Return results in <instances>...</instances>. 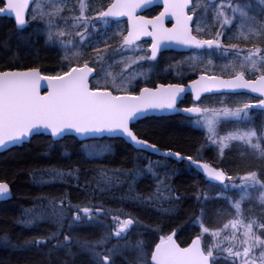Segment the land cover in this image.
I'll list each match as a JSON object with an SVG mask.
<instances>
[{"label": "snow or ice", "instance_id": "snow-or-ice-1", "mask_svg": "<svg viewBox=\"0 0 264 264\" xmlns=\"http://www.w3.org/2000/svg\"><path fill=\"white\" fill-rule=\"evenodd\" d=\"M151 2L152 0H112L106 7L101 5L97 9H91L85 0H79V14L71 16L70 19L73 21V27L82 30L73 34L61 29L57 24V17L63 19L65 23L69 19L61 16L65 5L46 11L41 4H37L29 21L26 12L31 0H0V4L3 5L0 6V14L8 13L14 18L13 31L16 39L15 47L11 43V36L0 41V48L8 54L7 58L0 55V62H3L0 64V148L19 144L26 137L39 134L43 130L51 138H63L67 133H74L92 141H96L104 134L119 136L126 138L131 145L139 146L138 151L150 149L153 153H161L157 144L142 138L133 125V122L142 118L145 113L158 110L189 114V122L201 125L207 130V141L218 145L221 155L232 141H239L254 153H258L259 159L264 161V119L258 126L249 127L247 130L237 128L224 136H218L216 131V125L221 117L252 124L254 117L250 114L251 110L260 109L264 112V0H234V2L229 0L226 5L221 0V3L215 4L214 7V0H207L206 3L195 2L191 6V0H163L164 11L158 16L152 19L135 16L137 9ZM210 8L212 20L214 23H219L220 27L215 30L213 38L202 39L200 34L204 32V28L200 26L199 13L203 10L206 17ZM228 10L231 11V15L228 14ZM69 11H75V7ZM88 11H93V15H87ZM168 15L175 20L172 28H165L163 25V20ZM122 16H127L129 21L126 34L117 31L109 36L106 29L98 28V24L107 26L110 18ZM36 22H39L37 26L39 32L45 36V43L58 45L64 50L62 63L67 64L66 70L44 76L36 67H28L25 70H17L13 67L19 56V49L30 42L31 34L27 36L23 34L25 28ZM193 23H196L195 29L192 27ZM229 25H236L237 33L234 38L242 41L246 47L241 48L235 43L226 45L222 42L221 37L225 35L224 28ZM73 35L78 38L79 43L72 38ZM97 36L99 38L94 39ZM142 36H150L152 39L150 55L130 56L127 59L122 57L120 61L112 60V63H109L113 56L122 55L124 51L135 53L139 50L138 44ZM113 39L118 41L116 45L109 43ZM166 41L174 42L186 49L207 50L209 56L213 53L222 57L234 55L235 60L224 66L232 69V75L229 79L215 75H201L199 80L192 81L194 102L192 106L182 109L178 108L181 94L185 92V85L181 83L159 84L155 88L142 87L139 94H132L131 89L136 77L145 74L144 71L133 73V68H142L144 62L155 61L159 49ZM100 44H103L102 48L99 47ZM87 47L92 48L90 53L82 50ZM200 58L196 55L190 57L194 63ZM90 63L93 66H90ZM121 63L124 67L119 73L111 70ZM207 65H213L211 58L208 59ZM247 73L255 75V79H247ZM93 76L97 78L95 84L91 83ZM42 80L48 85V91L43 95L39 91ZM211 87L247 89L250 93H258L259 96L255 104L245 103L235 108L199 107L201 93L211 91ZM205 147L207 145L201 144L198 151L204 150ZM81 151L88 158H96L110 153L112 146L96 142L85 143L81 145ZM161 154L178 161H187L200 169L209 183L218 182L222 186V191L217 193V197L227 200L235 209L236 215L235 219L224 224V229L231 227L234 230L231 236L224 237V240L229 241V246H223V240L214 242L207 248L202 245L204 233L210 232L216 240L223 231V229L210 230L206 227L202 219V210L201 215L194 221L200 227V234L193 238L188 246L181 247L176 243L173 238L174 230L172 234L160 237V242L151 250L149 259L148 246L143 239L135 242L126 239L131 229L141 224L137 217L125 214L122 210H117L113 214L103 205L91 207L73 205L65 197L49 199L47 205H42L39 211L35 208L26 209L24 219L20 221L26 226H34L49 219L57 225L56 231L47 236L25 240L22 244L14 243L5 232L0 234V242L15 248L38 247L55 241L52 247L65 249L68 255L76 254L72 252V247L75 246L79 252L87 255V264H116V258L128 250L135 251L136 264H219L221 258L225 264H237V262L264 264V223L259 222L255 217L249 218L248 223H244L241 207L244 201L255 199L259 201L264 211V178H262L264 174L250 170L243 175L231 176L221 168L202 162L198 156H184L181 152L171 149ZM159 166L166 167L149 162L143 167L134 165L128 170L103 169L96 184L103 192L112 190L114 186H123L127 181L128 194L122 199L138 201L144 205H152L158 201H178L180 197L174 194L173 189L166 182L168 174L165 173L164 178H161L154 171V168ZM78 171V169L65 171L56 167L42 170L52 180L74 177ZM109 172L112 174L109 175ZM145 174H151L156 180V191L147 196L139 193L133 195L136 180ZM121 176L125 179H119ZM76 178L78 179V176ZM237 180L240 181L239 184L236 183ZM101 183L104 185L102 188ZM232 190L239 191V199L233 200L232 197L223 195ZM10 191L9 184L0 180V198L9 196ZM165 192L168 195H163ZM254 192H258V195H254ZM202 198L204 202L210 199L206 192L202 194ZM197 200H201V194L197 195ZM163 211L169 212L171 209H163ZM109 215H111V225L104 226V231L92 238H81L72 234L74 225L98 224L99 217ZM65 221L68 225L67 232L64 228ZM238 227L243 229V239L239 242L235 234ZM240 246H243L242 251L238 250Z\"/></svg>", "mask_w": 264, "mask_h": 264}, {"label": "trees", "instance_id": "trees-1", "mask_svg": "<svg viewBox=\"0 0 264 264\" xmlns=\"http://www.w3.org/2000/svg\"><path fill=\"white\" fill-rule=\"evenodd\" d=\"M13 29L14 23L11 19L0 17V41L11 36V43L15 47L16 39ZM30 29L31 27L26 28L23 32L26 36L31 34L30 42L19 49V56L13 67L16 69L36 67L47 75H55L66 70L67 64L62 63L59 50L46 44L41 35ZM0 55L7 58L8 54L0 48ZM2 63L0 62V64ZM133 125L142 138L157 144L163 150L171 149L179 151L185 156H194L196 149V155L201 156L198 144H201L204 139L203 130L190 129L182 122L179 115L145 117ZM99 143L110 144L112 151L96 158H88L81 151V145L84 143L77 141L73 136H64L58 141H52L49 136L38 134L32 136L27 143L0 153V180L7 182L12 192L10 199L0 202V234L6 232L14 243L22 244L25 240L47 236L56 231V224L48 220H43L34 226H26L20 222L24 219L25 210L33 208L37 200L53 197H65L75 205L90 207L103 205L106 209L122 210L125 214L137 217L141 221V225L144 226L141 238L148 246L149 257L154 245L163 235L177 230V242L180 245H186L191 238L198 234L196 226L190 223L197 207L195 194L201 181L198 173H195L183 162H175L135 150L120 138H104ZM203 155L211 160L210 149H206ZM224 158L228 168L235 169L236 172L237 170L247 171L242 166V160L228 155V151ZM159 160H166L165 162L168 164L164 163L166 167H155L154 171L161 178H164L165 173L168 174L166 182L173 189L174 194L180 197L178 201L173 200L164 206L157 203L144 205L138 201L122 199L128 194L127 181L123 186H114L112 190L108 191L101 192L97 187L96 182L100 180L99 173L103 169L128 170L132 169L134 165L143 167L149 162L156 165ZM52 167L65 171L78 169L79 171L76 173L78 179L74 176L58 181L42 182L37 180L39 171ZM111 174L109 172V175ZM119 179L124 180L125 178L121 176ZM155 186L156 180L151 174H145L136 180L133 195L136 193L143 196L150 195L156 191ZM100 187H104L103 183L100 184ZM215 200H212L209 205ZM163 209H171V211L164 212ZM256 214L264 221V212ZM226 217L227 215L218 219L217 222H205L209 227H217L223 223ZM103 221H108V216ZM98 224L103 225V222ZM79 226L72 234L81 238H92L104 231L102 226L98 231L93 229L94 225ZM67 228L65 232H67ZM52 245L51 242L38 247L14 248L0 242V264H87V255L79 252L75 246L72 247V252L76 254L68 255L65 249H54ZM129 253V250L124 252L125 258L118 256L116 264H136V260L129 257Z\"/></svg>", "mask_w": 264, "mask_h": 264}, {"label": "rangeland", "instance_id": "rangeland-1", "mask_svg": "<svg viewBox=\"0 0 264 264\" xmlns=\"http://www.w3.org/2000/svg\"><path fill=\"white\" fill-rule=\"evenodd\" d=\"M107 2H108V0H85V3L89 4L91 9H97L101 5H103V3H105L103 5V6H105ZM233 2H234V0H233ZM227 3H229V2H225L224 4L226 5ZM37 4H41L45 8L46 11H52L61 5H65L64 10L61 13V16L69 17V19L67 20V23H65L63 19H60L59 17H57L58 26L61 29L72 32L73 34L77 31L82 30L78 27H73V21L70 19L71 16L79 14V7H78L79 0H35L33 2V4L30 6V10H29L30 18L33 15V8H35ZM74 7H75V11H69V9H73ZM209 11H211V10L209 9ZM228 14L229 15L232 14L230 10H228ZM87 15H89V16L93 15V11H88ZM38 23L39 22L32 23L30 30L35 31L36 34L41 35L45 39V36L41 32H39V29L37 26ZM238 23H239V21L236 22V24H238ZM102 26H103L102 23L98 24V28H100L101 30H103ZM217 26H218V24H217ZM224 32H225V35L222 37L226 43L239 44L241 48L246 47L244 44H242L240 42V40H237L234 38L236 36V33H237L236 25L226 26L224 28ZM72 38L77 43H79L77 37H75L73 35ZM96 38L97 37H94V39H96ZM90 43H91V41H90ZM50 45L55 47L56 49H58L59 52L61 53V56L63 57V55H64L63 49L59 48V46L55 45V44H50ZM102 45L103 44H101V46ZM93 46H96V45H93ZM247 46L250 47L251 45H247ZM82 50L86 51L85 53H90L92 51V48L87 47V48H83ZM231 56H234V55H231ZM234 60H235V57H233L232 60H230V62H233ZM73 62H75V61H73ZM236 62L238 63V61H236ZM226 72L229 74L232 71L227 70ZM206 100L211 104H215V108H213V109H220V108H224V107L235 108V107H239L245 103L250 102L249 99L245 98L242 94H217V95L210 96V97L206 98ZM250 114L254 117L256 112H254V113L251 112ZM208 115L210 116L211 113H209ZM262 119H264V116L263 115L261 116L259 114V116H257L256 120H254V122L252 124H249V123L238 122L234 118L221 117L219 120V123L216 125V131L218 133V136H224L228 132L235 131L237 128L247 130L249 127L258 126ZM198 126L201 127V129L203 130V133H204V139L202 140L201 144L207 145V147H205L204 150L199 151V153L201 152L200 155L202 156L203 152L206 149H210V158L214 162L216 167L221 168L228 175H231V176H239V175H243L245 173V172H241L238 170L236 172L235 169H230L226 166L228 164L225 161L224 155H225L226 151H228V155L234 156L235 158L242 160V162H243L242 166H244L247 171L256 170V171H259L260 173L264 174V161H261L259 159L258 153H254L252 150L248 149L245 145H243L239 141H232L229 144V146L224 149L223 155H221L219 146L210 144L207 141V138H206L207 137V130L204 127H202L201 125H198ZM93 142L99 143L98 140L88 141L87 143H93ZM99 144H104V143H99ZM165 161L166 160H164V161L159 160L156 165H164V163H166ZM166 164H168V163H166ZM161 167H163V166H159V168H161ZM262 178H264V177H262ZM37 180H39V181H58L61 179L57 178L55 180H52L47 174H44L42 171H39L37 173ZM236 183L239 184L240 181L237 180ZM221 191H222V186H220L219 183L205 184L204 187H199L198 191L195 194V200H196V206L197 207H196V211H195L194 216L190 220V223L191 224L193 223L196 226L197 233L200 234V227L198 224L194 223V221H195L196 217L201 215L202 210H203L202 219H203V222H204L206 227H208L210 230L223 229L221 236L217 237L216 240H214V238L212 237L210 232L203 234L202 243H203V246L205 248H207L210 244L217 242L219 240H223V246H225V247L229 246V241L224 240V237L225 236H231L233 231H234L231 227L224 229V224L235 219L236 215H235V209L231 207V205L229 204V202L227 200L223 199L222 197H217V193H220ZM204 192H206L208 194V196L210 197V199L207 202H204L203 198H202V194ZM198 194H201V200H197ZM163 195H168V193L165 192V193H163ZM223 195L232 197L233 200H235V199H239L240 193H239V191L232 190V191H227V192L223 193ZM254 195H258V192H254ZM48 200L49 199H46V198L45 199L41 198V199L37 200L36 205L33 208H35L37 211H39L40 207L42 205L43 206L47 205ZM212 200H215V201H213L211 203V205H209ZM155 203L165 206L166 204H168L170 202L169 201H163V202L158 201V202H154V204ZM73 205H75V204H73ZM80 206L85 207L82 205H80ZM88 207H90V206H88ZM241 207H242V213H243L242 219H243L244 223H248L249 218H252V217L257 218L259 220V222L264 223L263 219L256 214V213L264 212V211H262L261 205H260L258 200L253 199L251 201H244L242 203ZM111 211L113 214L116 213V210H111ZM254 212H256V213H254ZM225 215H227V217L225 218V220L223 219L224 220L223 223L217 227H209V226H207V224L205 222V221L217 222L218 219L224 217ZM23 216H24V214H23ZM105 218H107V217H104V216L99 217V221L103 222V225L101 224L103 230H104V226L111 225V222H112L111 221V215L108 216V221L104 222L103 220ZM56 227H57V225H56ZM67 227H68L67 221H65L64 228L66 229ZM143 228H144V226L141 224L137 225L136 227H133L131 229V231L129 232L128 236L126 237V239H130L133 242H135L138 239H142L141 234L144 231V230H142ZM254 230H256V229L254 228ZM235 234H236V237L238 238L237 242H239V240L243 239V229L242 228L238 227L235 230ZM257 234H259V232ZM113 243H115V241H113ZM121 243H124V241H121ZM53 244H55V241L53 242ZM242 247L243 246H240V248L238 250L242 251ZM129 252H130L129 257H132L135 259V257H136L135 251L129 250ZM257 254H258V252H257ZM149 259H150V257H149ZM219 264H225L223 258L220 259ZM237 264H239V262H237Z\"/></svg>", "mask_w": 264, "mask_h": 264}, {"label": "flooded vegetation", "instance_id": "flooded-vegetation-1", "mask_svg": "<svg viewBox=\"0 0 264 264\" xmlns=\"http://www.w3.org/2000/svg\"><path fill=\"white\" fill-rule=\"evenodd\" d=\"M112 0H108L106 7ZM195 2H201V3H206L207 0H193L191 5L194 4ZM229 2L226 0H223V3ZM221 0H216L214 1L213 7L215 4H220ZM2 6V4H0ZM162 7L161 6H153L145 11L141 12L140 14L137 15V17H144L146 19H152L153 17H156L159 15L161 12ZM211 11H208V15L205 17L203 10H200L199 13V23L202 28H204V32L200 34V37L202 39H211L213 38L215 34V30L220 27L219 23H214L212 20V9L210 8ZM29 21H31V18L28 17ZM14 23V22H13ZM128 20L127 19H122V20H113L110 19L109 25L105 26L103 25L102 28L103 30L106 29L107 34L109 36L112 35L113 32L117 31H123L125 34L127 32L128 28ZM175 21L173 20H163V25L165 28H172L173 24ZM218 24V26H217ZM31 27V26H30ZM193 29L196 28V23L192 24ZM29 28V27H26ZM25 28V29H26ZM149 30L151 28L149 27ZM195 34V33H194ZM97 38H99L97 36ZM96 38V39H97ZM221 40L224 44H230L226 43L221 37ZM242 44H244L242 41H240ZM109 43L116 45L118 43L117 40L113 39L110 40ZM152 43L151 37H143L140 38L138 48L135 53L131 51H124L122 55H116L113 56L111 60H109V63H112V60L115 61H120L122 57L124 59H127L128 57H134V56H141V55H150V45ZM245 45V44H244ZM101 46V44L99 45ZM179 45L175 44L174 42H164L159 49L157 53V59L155 61H147L144 62L141 67H135L133 68V73L135 72H141L144 71V75H139L136 77V82L134 83L131 92L132 94H138L140 88L142 87H148V88H155L159 84H170V83H181L183 85L187 84L188 82L198 78L200 75H215V76H220V77H230L232 75L231 73H227V70H231L230 68H225L224 66L227 65L230 60L234 56L228 55L227 57H222L218 54L213 53L211 56L207 54V50H194V49H183V50H178L177 48ZM86 52V51H84ZM194 55L200 56L201 58L199 59L198 62L194 63L190 57H193ZM211 58L213 60V65L209 66L207 65L208 59ZM90 66H93L90 63ZM124 67V65L118 64L111 70L115 73H119L121 69ZM148 69H151V71H146ZM127 74V73H126ZM247 79H255V75L252 73H247L246 74ZM96 77L93 76L91 79V83L95 84L96 83ZM217 94H230V93H213V94H208V95H203L200 97L198 106L201 108H206V109H213L215 108V104L209 103L206 98L210 96H214ZM242 94V93H238ZM245 98L249 99V103H255L256 102V97L248 95V94H242ZM194 102L193 96L191 94H186L184 97L178 102V107L184 108V107H190L192 106ZM252 113L256 112L254 115V120H256L257 116L259 114L264 116V112L258 109H252ZM174 115H179L181 117L182 122L188 126L190 129L194 130H201V127L189 122L188 117L183 116L181 114H171V115H166V116H174ZM166 116H159V117H166ZM136 124V123H134ZM104 139V138H103ZM101 139V140H103ZM108 139H114V138H108ZM121 139V138H120ZM123 140V139H122ZM124 141V140H123ZM80 142V141H79ZM125 142V141H124ZM195 153L197 154V150L195 149ZM201 153V152H200ZM199 153V154H200ZM194 156H197V155ZM199 158L202 160V162H207L210 165L215 166L214 162L212 160H209L208 158H205L204 155L199 156ZM176 162V161H175ZM183 164L187 165L190 169L195 171V173H198V176H200V183L199 187H204L205 184H215V183H209L205 177V175L200 172L198 169L192 167L188 163ZM199 189V188H198ZM198 191V190H197ZM177 233V232H176ZM176 238V235H175ZM192 239V238H191ZM190 239V240H191ZM189 243V242H188Z\"/></svg>", "mask_w": 264, "mask_h": 264}, {"label": "water", "instance_id": "water-1", "mask_svg": "<svg viewBox=\"0 0 264 264\" xmlns=\"http://www.w3.org/2000/svg\"><path fill=\"white\" fill-rule=\"evenodd\" d=\"M33 1H34V0H31L30 5L33 3ZM192 1H193V0H191V2H192ZM214 1H216V0H214ZM191 2H190V6H191ZM30 5H29V7H30ZM153 6H161V7H162L161 12L164 11V3H163V0H152V2H151L150 4L145 5L144 7L140 8V9H137L136 12H135V16H137V15L140 14L141 12H143V11H145L146 9H148V8H150V7H153ZM28 9H29V8H28ZM28 9H27V12H28ZM27 12H26V17H27ZM0 16L10 18V19H12V21L14 22V18L11 17L8 13L0 14ZM110 19H113V20L127 19V20H128V17H127V16H122V17H115V18H110ZM164 20H173V21H175L170 15L165 16ZM128 22H129V21H128ZM143 37H150V36H142L141 38H143ZM177 49H178V50H183V49H186V48H184L183 46H180V45H179V47H178ZM17 70H25V69H17ZM42 75H43V74H42ZM44 76H47V75H44ZM200 76H201V75H200ZM200 76H199L198 78L194 79V80H199ZM219 77H220V76H219ZM221 78H222V79H229L230 77H221ZM194 80H192V81H194ZM192 81H190V82H188L187 84H185V92L181 94L180 100H181V99L184 97V95H186V94H191V95L193 96V94H192V90H191V82H192ZM39 91H40V94H41V95L45 94V93L48 91V85H47V82H46V81H43V80L41 81ZM212 93H247V94H250V95H252V96H254V97H256V98L259 96L258 93H250L249 90H247V89L232 90V89H223V88H216V87H211V91H208V92H202V93H201V96H202V95H207V94H212ZM138 94H139V93H138ZM201 96H200V97H201ZM193 99H195L194 96H193ZM255 103H256V102H255ZM255 103H252V104H255ZM178 108H180V107H178ZM181 109H182V108H181ZM258 110H260V109H258ZM171 114H177V112L158 111V110H157V111H150V112L145 113L144 116H143L142 118H139V119H137L136 121H134L133 124L136 123L138 120H141V119H143V118H145V117H149V116L171 115ZM178 114H181V115L186 116V117H188V115H189V114H185V113H182V112H181V113H178ZM39 134H43V135H45V136H49V137H50V135H49L48 133L44 132L43 130H41V132H40ZM34 135H38V134H33L32 136H34ZM32 136H30V137H26V138H25L21 143H19V144H16V145H8V146H6V147H4V148H0V153L4 152V151H6V150H8V149H10V148H12V147H15V146H21L23 143H27V142L31 139ZM65 136H73V137H75L78 141H84V140H86L84 137L76 136L74 133H67V134H65ZM104 137H106V138H121V137H119V136H109V135H107V134H104L102 137H99V138H97V139L104 138ZM50 138H51V137H50ZM60 139H62V138H51L52 141H58V140H60ZM121 139H123L126 143H128L127 140H126V138H121ZM128 144H129L133 149H135V150H138V149H139V146H134V145H131L130 143H128ZM160 150H161V153H163L164 151H166V150H163V149H161V148H160ZM144 152H146V153H148V154H151V155H154V156H157V157H165V156L162 155L161 153H153L150 149L147 150V151H144ZM165 158H170V159H172V160L178 161V160H176L175 158H171V157H165ZM191 166L194 167V168H196V167L193 166V165H191ZM196 169H197V168H196ZM198 170H199L200 172H202L200 169H198ZM202 173H203V172H202ZM10 190H11V189H10ZM11 197H12V192L10 191L9 196H7L6 198H0V202L5 201V200H8V199H10ZM176 232H177V231L175 230V235H176ZM172 233H173V231H172L171 233H169V234H172ZM169 234H167V235H169ZM167 235H165V236H167ZM175 235L173 236V238H174L175 241H176ZM195 237H196V236H195ZM195 237H193V238H195ZM193 238H192V239H193ZM192 239L190 240V242H189L188 244L191 243ZM159 242H160V241H159ZM159 242H157V243H159ZM176 243L179 244L177 241H176ZM188 244L185 245V246H181L180 244H179V245H180L181 247H186V246H188ZM154 247H155V246H154ZM154 247H153V249H154Z\"/></svg>", "mask_w": 264, "mask_h": 264}, {"label": "bare ground", "instance_id": "bare-ground-1", "mask_svg": "<svg viewBox=\"0 0 264 264\" xmlns=\"http://www.w3.org/2000/svg\"><path fill=\"white\" fill-rule=\"evenodd\" d=\"M242 94H247V93H242ZM248 95H250V94H248ZM252 96V95H251ZM162 116H166V115H162ZM150 117V116H149ZM154 117H159V116H154ZM200 146H201V144L199 143L198 144V147L200 148ZM100 156H102V155H100ZM185 156V155H184ZM160 158H163V159H170V158H165V157H160ZM172 160V159H171ZM173 161H175V160H173ZM176 162H184V163H188L187 161H176ZM189 164V163H188ZM45 220H48V221H51V220H49V219H45ZM52 222V221H51ZM100 224H94V226H93V229H97L96 231H98L99 230V228H100V226H99ZM84 226H86V225H84ZM92 226V225H91ZM77 227H80L79 225H74L73 226V231H75V230H77L78 228ZM177 231V230H176ZM54 241H52V243H53ZM122 257L123 258H125L123 255H122ZM127 258V257H126Z\"/></svg>", "mask_w": 264, "mask_h": 264}]
</instances>
